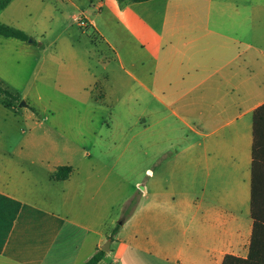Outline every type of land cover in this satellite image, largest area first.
<instances>
[{
	"label": "crops",
	"instance_id": "1",
	"mask_svg": "<svg viewBox=\"0 0 264 264\" xmlns=\"http://www.w3.org/2000/svg\"><path fill=\"white\" fill-rule=\"evenodd\" d=\"M91 5L98 17L108 10L155 63L139 77L129 72L131 104L141 109L128 120L138 127L128 129L129 138L141 141L149 166L140 177L131 167L93 159L90 150L78 162L42 164L47 185L40 187L17 157L22 148L0 149V264H86L108 242L98 264L247 259L254 113L264 104V0ZM2 38V46L23 48L20 40ZM97 154L114 156L108 149ZM65 166L69 177L57 180ZM138 191L142 198L116 230Z\"/></svg>",
	"mask_w": 264,
	"mask_h": 264
},
{
	"label": "rangeland",
	"instance_id": "2",
	"mask_svg": "<svg viewBox=\"0 0 264 264\" xmlns=\"http://www.w3.org/2000/svg\"><path fill=\"white\" fill-rule=\"evenodd\" d=\"M97 1L20 0L0 12L1 23L30 37L19 42L23 48L0 45V82L10 91L0 93V149L22 148L17 157L40 187L47 185L42 164L78 162L90 150L93 159L113 161L114 169L131 167L140 177L149 166L141 141L129 138L134 133L128 129L138 127L128 120L141 114L131 104L129 72L139 77L144 65L154 68L155 63L108 10L98 17L91 5ZM107 149L113 158L99 157L97 151ZM136 194L123 216L117 218L114 207L116 230L142 198L140 191Z\"/></svg>",
	"mask_w": 264,
	"mask_h": 264
},
{
	"label": "trees",
	"instance_id": "3",
	"mask_svg": "<svg viewBox=\"0 0 264 264\" xmlns=\"http://www.w3.org/2000/svg\"><path fill=\"white\" fill-rule=\"evenodd\" d=\"M13 0H0V11L5 10ZM120 2H144L149 0H118ZM0 36L27 42L30 37L22 30L0 22ZM0 93L10 94L0 82ZM254 153H253V196L252 214L254 233L247 259L227 256L223 264H264V104L254 113ZM71 167H60L55 175L57 180H65L71 173ZM135 199H132L130 205ZM105 253L99 251L86 264H98Z\"/></svg>",
	"mask_w": 264,
	"mask_h": 264
},
{
	"label": "water",
	"instance_id": "4",
	"mask_svg": "<svg viewBox=\"0 0 264 264\" xmlns=\"http://www.w3.org/2000/svg\"><path fill=\"white\" fill-rule=\"evenodd\" d=\"M30 42H32V41H30ZM20 106H21V107H25L26 105H25V103L23 102V103L20 104ZM120 224L123 225V221H122ZM109 244H110V243L108 242L107 245L104 246V247L102 248V251H104V252H108V251H109V248H110V247H109Z\"/></svg>",
	"mask_w": 264,
	"mask_h": 264
}]
</instances>
